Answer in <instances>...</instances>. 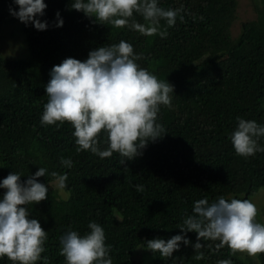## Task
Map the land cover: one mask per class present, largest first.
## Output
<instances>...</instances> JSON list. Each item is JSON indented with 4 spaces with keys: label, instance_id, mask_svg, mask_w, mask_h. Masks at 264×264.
<instances>
[{
    "label": "trees",
    "instance_id": "16d2710c",
    "mask_svg": "<svg viewBox=\"0 0 264 264\" xmlns=\"http://www.w3.org/2000/svg\"><path fill=\"white\" fill-rule=\"evenodd\" d=\"M252 1L257 17L244 20L234 35L239 0H158L165 9H184L183 22L178 18L167 27L161 21L168 32L161 38L93 23L94 17L71 9V0H45L39 18L49 27L41 31L23 23L26 56L0 51V181L10 172L26 180L40 167L48 170L38 178L49 185L48 198L27 207L48 233L42 257L49 264H66L59 237L70 228L83 235L92 221L105 230L113 264H264V253L233 256L227 246L215 251L219 241H201L204 258L197 260L194 231L187 234L192 244H181L171 258L146 248L147 240L182 234L177 226L200 199L251 200L264 192V152L238 156L230 140L238 116L264 125V0ZM10 8L19 10L13 0H0V27L11 18ZM58 11L62 27L55 26ZM120 40L142 54L141 67L174 86L172 108L161 106L158 120L168 133L123 165L118 153L101 159L77 152L70 123H40L53 66L69 57L86 60L91 50ZM259 143L264 147V137ZM61 157H71L73 167H64ZM52 172L67 175V196L59 193ZM136 184L145 191L138 193ZM0 264L13 262L5 256Z\"/></svg>",
    "mask_w": 264,
    "mask_h": 264
},
{
    "label": "clouds",
    "instance_id": "9594fccd",
    "mask_svg": "<svg viewBox=\"0 0 264 264\" xmlns=\"http://www.w3.org/2000/svg\"><path fill=\"white\" fill-rule=\"evenodd\" d=\"M19 10L10 8V13L26 25L31 23L37 30L49 27L45 15L48 5L45 0H13ZM71 9L94 17L93 23L107 24L111 28L139 32L146 37L159 35L166 38L167 27L184 20V9H165L158 0H71ZM139 15L143 23L136 19ZM56 27L63 26L60 12L56 13ZM204 19L203 16L200 17ZM166 22L167 27L161 25ZM143 59L131 43L105 44L91 50L86 60L69 57L53 66L51 79L46 85L47 102L40 123L57 127L68 122L74 128L73 135L78 145L76 151H89L101 159L111 158L118 153L122 159L133 160L143 154L149 142L163 138L168 132L158 122L161 106L172 108L174 86L143 68L137 61ZM237 125L230 140L238 156L248 158L257 152H264L259 143L264 137V125L256 120L237 117ZM102 134L104 140H101ZM102 143L106 147L102 148ZM61 164L73 167L71 157H61ZM48 175L46 168L40 167L34 174L23 180V175L10 172L0 181V257H7L13 264H49L45 252L47 231L39 219L32 218L28 205L38 204L48 198L49 185L39 181ZM57 188L61 195L67 187V175H58ZM138 193L145 186H134ZM118 219H122L118 215ZM259 209L251 200L225 199L209 203L207 199L194 202L192 214L186 215L177 227L182 234L173 235L165 240H147L146 248L159 253L164 258L173 257L181 244L189 245V232H196L193 245L197 255L204 258L200 251L205 244L201 241H219L215 251L227 246L231 255L237 252L257 257L264 253V224L257 222ZM88 231L81 234L71 228L59 237L60 252L66 264H113L110 256L111 245H107L104 228L97 222L88 224ZM212 247L211 244L208 245ZM217 264H232L231 260H220Z\"/></svg>",
    "mask_w": 264,
    "mask_h": 264
},
{
    "label": "rangeland",
    "instance_id": "374dc122",
    "mask_svg": "<svg viewBox=\"0 0 264 264\" xmlns=\"http://www.w3.org/2000/svg\"><path fill=\"white\" fill-rule=\"evenodd\" d=\"M253 6L252 0H239L238 19L233 27L234 35L239 33L241 23L244 20L252 19L256 16ZM26 43L23 22L12 15L11 18L9 17L0 27V51L11 58L19 59L26 56L28 53ZM67 195V192L64 191V195L62 196ZM254 200L259 209V214L256 217V220L257 222L264 224V192L255 199H251V201ZM244 254L247 253L245 252ZM144 261L146 262L147 260Z\"/></svg>",
    "mask_w": 264,
    "mask_h": 264
}]
</instances>
